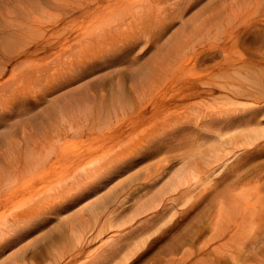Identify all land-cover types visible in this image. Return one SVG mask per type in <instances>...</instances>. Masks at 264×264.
<instances>
[{
	"label": "bare ground",
	"instance_id": "bare-ground-1",
	"mask_svg": "<svg viewBox=\"0 0 264 264\" xmlns=\"http://www.w3.org/2000/svg\"><path fill=\"white\" fill-rule=\"evenodd\" d=\"M61 6L60 19L37 28L42 40L50 31L56 32L41 48L32 50L27 40L22 44L14 41L11 47L17 53L7 54L5 38L18 35L0 29V80L10 74L0 84V91L8 87L17 95L0 122L16 116L21 126H28L16 141L11 139L17 134L13 126L9 132L0 127V136H7L0 139V145L6 140L10 143L5 153L0 152L6 161L0 163V237L40 228L36 239L48 238L49 242L29 257L31 264H195L194 253L183 251L188 243L179 239L160 246L163 251L155 262L149 263V255L159 242L175 238L168 231L177 220L166 224L178 213H187L183 219L191 214L190 209L180 211L178 207L193 200L197 191L213 187L208 182L230 163L236 167L230 169L223 188L188 205L192 211L201 210L220 196L216 214L208 223L212 237L196 249L198 264H209L205 258L209 255L218 257L215 264H239L225 250L221 255H216L217 248L208 251L211 240L229 234L240 240L251 236L252 251L257 253L264 242V145L259 143L264 140V105L256 83L254 90L239 94L247 102L230 100L206 112L202 120L191 121V126L180 124L190 117L183 112L195 108L193 99H205L215 92L207 65L215 59L214 52L224 53L216 66L233 68L242 79L247 64L261 66L264 73V47L257 52L260 56H250L241 48L242 34L251 32L250 41L264 38V0H71ZM105 18L107 25L98 31L84 30ZM80 21L86 24L83 29L76 28ZM2 25L0 22V28ZM220 32L225 33L222 42L217 39ZM39 50L43 52L40 59ZM33 59L41 62L25 64ZM202 65L198 75L182 74ZM108 69L117 80L104 83L98 79L91 88V79ZM261 71L253 74L264 82ZM65 89L69 90L51 98ZM262 89L259 92L264 95ZM98 110L106 111L107 119H101ZM112 119L118 127L109 133L91 132L109 126ZM138 131L143 134L136 136ZM126 137L132 138L134 151L121 144ZM108 139L115 142L107 146L114 151L111 157L104 153L107 144H100ZM85 140L94 144L84 146ZM159 146H173L179 155L158 169L156 178L150 175L142 188L150 186L152 191L127 217L117 213L127 199V192L117 184L86 204L88 217L79 211L66 215L63 203L54 204L70 181L79 180L76 176L100 173L97 177L102 184L118 165L129 160L135 163L122 171L128 175L117 183L133 184L138 171L146 169L147 154ZM98 149L108 157L103 163L95 158L89 161L90 168H54L62 158L82 160ZM98 183L90 192L100 188ZM137 189L134 186L129 193ZM113 203L118 204L116 208H111ZM52 216L58 221L49 226L46 222ZM203 231L199 227L191 235L193 240L202 237ZM105 232L108 236L102 238Z\"/></svg>",
	"mask_w": 264,
	"mask_h": 264
},
{
	"label": "rangeland",
	"instance_id": "rangeland-1",
	"mask_svg": "<svg viewBox=\"0 0 264 264\" xmlns=\"http://www.w3.org/2000/svg\"><path fill=\"white\" fill-rule=\"evenodd\" d=\"M69 1L71 0H0V22L3 24L2 28L0 29H2L4 33L14 32L15 36L16 34L18 35L15 38H8V37L5 38V47H4L5 52L7 54L17 53L15 48L11 47L14 41L16 42L18 41L19 44L25 43V40L30 41L31 43L30 45L33 47L32 48L33 50L34 47L41 48L42 46L41 44L46 39L54 38L56 32L50 31L45 36V39L42 40L43 36L37 31V28L40 25L43 26L48 23H51L54 20L60 19L62 17L61 15L62 6L61 5H67ZM230 10H231V7L229 6V11ZM261 13H264L263 9ZM106 20L107 18L98 20L95 23V25L85 28L84 30L89 31V32H96L100 28L107 25ZM84 27H86V24L84 22L80 21L79 23L76 24V28L78 29H83ZM242 37L244 39V42H243L244 46L241 47L243 52L248 51V54L250 56H251V53H255L260 56V54L257 52L261 46L264 47V38L262 39L259 38L253 41L247 40L248 38L252 37L251 32H249V34L247 33L242 34ZM217 39H220L222 42L225 39V33L220 32L217 36ZM76 49H74L73 51H75ZM228 49L230 50V48ZM42 53H43L42 51L39 52V55H38L39 59ZM54 53H55V50L51 52L52 55H54ZM248 54H245V55L249 57ZM214 55H215V59L210 60L209 63H207V65H210L211 67L210 70L212 71V75H211L210 82H211V85L214 86L215 92L209 95L208 97H205V99H202V97L193 99L194 102L196 101L195 108H191L187 110L186 112H183L185 114L189 113L190 114L189 119L191 120L184 119L183 123H181L180 126H191L190 124L191 121L202 120L204 116L206 115V112H209L211 110H216L217 107H222V104L226 103L227 101L231 100V101L247 102L248 100L245 99V97H240L239 94L244 93L242 91L246 89L254 90L255 88L253 85H255V83H256V88H257L256 89L257 94L260 95L261 103L264 105V95L259 92V89L261 88H263L262 91L264 92V82L259 81L257 76L253 74L254 70L261 71V66L259 65L253 66L251 64H247L248 68L244 67L242 69L243 70L242 72L246 74L245 79H242L239 77L237 73H235V71H232L233 68L227 69L224 67L223 69H221L219 68V66H216L217 62L223 60L224 58L223 52H214ZM1 61H3L2 57H0V62ZM40 62L41 61L38 59H33V61L28 60V62H25V64L30 65L31 63L36 64ZM203 67L204 66L202 65L200 67H196L193 69L188 68L184 70L182 74L188 77H191V76L193 77L195 75H198V73H200L201 71H203ZM114 74L115 72H111V69L105 70L101 74H96L95 78H92V79L90 78L91 79L89 83L90 87L92 88L98 79L102 80L104 83H109L112 80L116 81L117 79H115L116 77ZM9 79H10V74L8 73L4 78L0 80V84L8 81ZM42 86L38 87V90H40ZM69 89L62 90L54 94L53 96H51V98L62 95L63 93L67 92ZM1 90L2 91H0V116L6 115L7 111L12 106L13 102H15V100L17 99V95L9 91L8 87L5 89L2 88ZM103 94L104 95L107 94V91L105 89L103 91ZM254 94H256V92H254ZM128 111L130 110L128 109ZM99 112H101V119H107L106 111L100 110ZM119 112L121 113L122 110L119 109ZM9 113L10 112H8V114ZM123 116L124 115H122L121 117ZM196 116H198L197 119H195ZM112 121L113 119L110 121L109 126H105L104 124L103 126H98L99 130L97 131L87 130L86 132L91 131L97 134L109 133L114 128L118 127V126H113L114 122L112 123ZM184 123L185 125H183ZM3 124H5L6 126H2ZM10 126H13V128H15L13 131L15 130L17 131L16 137L11 138L13 141L19 140V138L22 135L23 129L28 128V126H21L20 119L19 117H16V116H10V117L7 116V119L0 122V127H2L7 132H9ZM170 126H174V125H170ZM0 131H3V130L0 129ZM137 133L138 134H136V136L143 134V132L141 131H138ZM170 135H173V134H170ZM1 138L4 139V138H7V136L3 135L2 137L1 135L0 139ZM131 139H132L131 137L130 138L126 137L121 144L126 143L124 146H127L128 150L134 151L133 146L131 145V141H132ZM78 140L79 139L71 140L70 142L78 141ZM259 143L261 145H264V140H260ZM9 144L10 143L7 142V140L5 143H2L0 145V152L2 151L5 153V151L8 149L7 146ZM93 144H94V141L89 142L85 140L84 146L93 145ZM100 144H107L105 146L106 149H104L106 152L104 153H107L108 155H110V157L114 154V151H112V148L109 149L107 146H113L115 142H112V140L108 139L106 141L104 140ZM119 145L120 144L117 145V148ZM117 148H115V150H117ZM172 148L173 146H168V147L159 146V147L153 148L151 152L146 151L147 153L150 152L147 154L146 161L144 162L145 164L147 163L146 169L143 171L141 170V172L138 171L139 178L131 185L130 184L126 185L124 182H123L124 184L117 183V182H122V180H125L124 178H126L128 175L126 172H121L120 174L115 175L116 176L115 178H112V179L110 178V180H107V182H104L102 184H100L101 180H98L99 177H97L99 176L100 173L94 174L93 172H89L86 175L85 174L78 175L76 177H79V180H74V181L69 180L70 184L61 191V194L55 200L54 204H56V206H60L59 204L63 203L62 204L64 205L63 212L66 215L79 211V215L84 214L85 217H88L89 214L85 210L86 204L92 201L93 198L96 197L97 194L100 195L104 193L106 190H108V188L111 187L112 184H117V187H120L121 190H123L124 194L127 192V194H125V196L127 197V199L125 200V204L119 210H117V213L122 214L123 216L127 217L126 214L130 211V209L134 208L135 204L141 202L143 199L148 197L149 193L152 191L150 186H147L145 189L142 188L145 182L149 181V178L154 177L156 175V172H158L157 171L158 169L162 170V168L166 167V165H168L170 161H172L173 159H176L177 158L176 156L179 155L178 154L179 152H176ZM98 150H95V152H93L92 154H90L89 156H87L86 158L82 160L62 158L56 163L54 168L57 170H62V171H70L71 169H74L75 167L81 168L82 166H85V165L88 168H90L91 166L88 165L89 161L95 158H99L100 162L103 163L106 161L108 157L105 158V154L102 151L100 150L98 151ZM1 155L2 154L0 153V156ZM0 163H6L4 157H0ZM242 163L243 162H241L240 164ZM249 165H251V163H249ZM234 167L236 166L231 165L229 163L228 168H221L220 171H217V173L213 176V180L211 182H208V186H211L214 184L213 187H210V189H208L206 192H203L202 189L197 191L195 198L193 200H190L187 205L178 207L180 211L190 209L191 214H189L185 219H183V217H185L187 213L186 212L185 213L182 212L181 214L178 213L175 219H173L172 221H170L168 224L165 225V227L169 226L172 224L173 221L177 220V225H176L177 227L175 226L174 228L168 231V233L171 235L175 234V238L171 237L170 239L168 237V239L165 240L163 243L162 241L159 242L157 244V247L149 255V263L155 262L160 256L159 253L163 251V247L160 248V246L164 245L165 242H168V241L173 242L174 240L179 239L183 241L184 243H188L187 245L183 247V251L194 253L192 255L194 256L193 262H195V264H198L199 258L196 256V249L201 244H203V242L207 241V239L209 240L212 237V234H211L212 231L208 223H210L209 218L211 216L214 217L216 214V210L219 207L218 199L220 198V196L218 195L212 202H210V205H211L210 207L206 206V203H205V205H203L200 208L201 210L198 209L196 211H192V209L188 207V205L197 204L203 199L201 196H203L206 193H209L210 191L212 192L215 188L220 187L222 189L223 183L227 181L229 172H231V170ZM243 172L244 171H241V173ZM245 181H242V183H245ZM97 183L100 185V188L96 189L95 191H91L90 194L86 198L82 196L72 195L73 193H79L81 190L85 188L91 189V186ZM62 185H65V183ZM134 186L138 188L137 191L129 193L131 192V189ZM159 186L161 185L159 184L158 187ZM224 189L226 190V187ZM262 193L264 194V191H262ZM119 201L120 199L117 201V203ZM117 203H113L111 208H116L118 205ZM57 221L58 219L52 216L47 220L46 223L49 226H53V224H55ZM225 221L228 222L229 218ZM199 227L204 228L203 236L199 237L200 239L196 238L197 240H193L191 235L195 231H197ZM41 232L42 230H40V228H36L32 230L26 229V230H22L21 232L15 234V236H13L12 234H8V235L6 234V236L3 235L2 237H0V263L2 262L6 264H31L29 257L32 256L36 252L39 253L41 249L47 246L46 245L47 242H49L48 238L47 239L40 238L38 240L36 239L38 238ZM107 236H108V232L107 233L105 232L102 238L103 237L106 238ZM155 236L151 238V240L154 243L157 242L156 239L154 238ZM250 237L251 236L245 237L242 240H240V239H237L236 237H233L231 234H229L225 238H215L210 241V244H209L210 248L208 249V251H211L217 248L218 253H216V255H219V254L221 255L224 252L223 250H225V252H227V254L230 255L229 257H236V259L239 261V264H264V249H263L264 242L261 243L260 250L257 253H255V251H252L253 250V244H252L253 240H250L249 239ZM95 242L97 243V240L94 241L93 243L95 244ZM181 255L182 254H180L179 257H181ZM205 258L206 259L208 258L207 260L209 264H215V261L217 260L218 257H216L215 255H209ZM42 264H45V263H42Z\"/></svg>",
	"mask_w": 264,
	"mask_h": 264
},
{
	"label": "snow or ice",
	"instance_id": "snow-or-ice-1",
	"mask_svg": "<svg viewBox=\"0 0 264 264\" xmlns=\"http://www.w3.org/2000/svg\"><path fill=\"white\" fill-rule=\"evenodd\" d=\"M134 163H135L134 160H129V161L123 163V164L118 165V167L112 173V177L111 178H114L115 175L120 174L123 170H125L128 167L132 166ZM104 179L105 180H110V177H105ZM89 194H90V189L85 188V189L81 190L79 193H73L72 195L82 196V197L86 198Z\"/></svg>",
	"mask_w": 264,
	"mask_h": 264
}]
</instances>
